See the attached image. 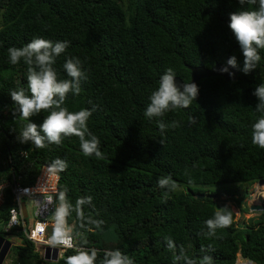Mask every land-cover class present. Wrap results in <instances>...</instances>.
<instances>
[{"label": "trees", "instance_id": "16d2710c", "mask_svg": "<svg viewBox=\"0 0 264 264\" xmlns=\"http://www.w3.org/2000/svg\"><path fill=\"white\" fill-rule=\"evenodd\" d=\"M241 7L238 0H0V182L17 173L22 184H30L42 164L66 161L67 168L58 171L57 197L65 189L73 205L78 198L92 197L94 207L86 205L85 215L103 220V230L80 228L75 213L69 223L82 233L75 242L100 250L101 257L105 248L119 247L135 264H176L165 240L170 237L189 258L209 255L214 264H233L238 250L264 263V213L236 220L231 209L234 202L244 212L239 204L250 185L264 182V149L251 142V126L262 115L255 110L253 92L264 83V50L256 70L247 75L239 70L244 57L228 25L230 14ZM35 38L69 42L54 65L59 79H69L63 69L66 58L81 60L87 78L81 81L80 95L69 94L64 106L72 112L98 106L88 128L100 140L102 159L85 156L76 136L43 149L18 140L29 121L18 112L13 115L17 105L10 92L31 93L28 66L23 61L12 65L8 49ZM231 56L238 63L235 80H197V100L162 118L166 125L179 122V127L162 134L157 119L144 115L168 68L187 82V65L209 68ZM48 114L41 112L31 122L40 125ZM167 176L178 188L166 197L158 180ZM222 184L207 192L215 199L194 197L204 193L196 186ZM8 204L7 197L0 222ZM226 205L233 224L218 229V238H207L205 222ZM4 234L9 233L0 227V236ZM19 236L9 264H65L74 254L68 249L57 260L44 261ZM208 245L212 250L201 251Z\"/></svg>", "mask_w": 264, "mask_h": 264}, {"label": "clouds", "instance_id": "9594fccd", "mask_svg": "<svg viewBox=\"0 0 264 264\" xmlns=\"http://www.w3.org/2000/svg\"><path fill=\"white\" fill-rule=\"evenodd\" d=\"M242 6L241 10L230 14L229 28L231 29L240 49L244 61L241 70L245 75L256 70L261 60L260 50H264V0H238ZM247 6L246 8L244 6ZM69 47L68 41H51L43 38H35L25 46L8 49L10 63L17 65L23 61L28 66L27 84L31 95H26L23 89L10 92L12 101L17 105L13 115L19 113L22 120L29 121L20 131L18 140L21 143L32 142L35 148L43 149L50 144L61 145L63 138L76 136L80 140V147L85 156L103 158L100 150V140L88 128V120L97 111L98 106L93 104L90 109L85 108L79 111H69L64 106L69 94L80 95L81 81L87 78L83 70L82 62L78 57H68L63 64V69L69 79H59L54 67L57 59L66 52ZM238 69L236 56H231L227 64L220 69L222 74L227 73L234 77L235 73L229 69ZM176 74L171 68L161 75L157 88L149 97V104L144 115L152 120L157 119V126L163 134L168 127H179V122L173 121L171 125L163 122L166 113L176 109H188L193 101L199 96V87L195 82L178 83ZM253 95L257 97L258 103L256 112L262 115L252 124L251 142L253 145L264 149V83L256 86ZM89 103H92L89 101ZM41 112L49 114L42 124L37 125L31 122V117ZM191 122L195 123L196 118L192 117ZM67 168V162L56 160L52 169L63 171ZM189 183H192L189 178ZM158 186L175 192L178 184L171 176L161 177ZM59 203L52 210L54 224L52 235L47 243L52 248L72 249L74 254L65 258V264H135L134 260L125 254L119 247L105 248L100 255V250L78 245L75 237L82 236L80 232H74V227L69 223V218L75 213L80 221V228L88 232L94 230L102 231L103 220L94 219L85 215V206L92 205V197L78 198L73 205L67 198V190L59 192ZM229 206L219 207L214 217L205 223L208 231L206 237L218 238L217 230L231 227L233 214ZM49 211V202L41 203V214ZM88 226H94L88 227ZM169 251L174 253V261H184V264H214L213 258L204 255L199 260L189 258L183 249L175 244L170 237H165ZM212 246L201 251H210Z\"/></svg>", "mask_w": 264, "mask_h": 264}, {"label": "built area", "instance_id": "2783aa9c", "mask_svg": "<svg viewBox=\"0 0 264 264\" xmlns=\"http://www.w3.org/2000/svg\"><path fill=\"white\" fill-rule=\"evenodd\" d=\"M21 155H25L22 151ZM58 171L53 170L51 165L42 164L30 184H22V175L11 173L10 178L0 182V207L5 199L9 198V204L6 207V219L0 222V227L5 233H14L26 238L35 251L44 261V249L47 247L50 254L54 248L50 247L47 240L53 232V214L52 210L58 205L57 181ZM249 203L253 205H262L261 210H249L255 217L264 213V182L256 181L248 189L247 197ZM246 197V200H247ZM24 198L31 202V216H28ZM49 202V211L41 214V203ZM234 205V202H232ZM24 209V214L23 210ZM239 215V212H238ZM236 219V217H234ZM237 220V219H236ZM71 224V223H70ZM77 237H75L76 241ZM56 260L68 249L55 248ZM233 264H258L252 259L242 256L237 250ZM264 264V263H262Z\"/></svg>", "mask_w": 264, "mask_h": 264}, {"label": "water", "instance_id": "95a60500", "mask_svg": "<svg viewBox=\"0 0 264 264\" xmlns=\"http://www.w3.org/2000/svg\"><path fill=\"white\" fill-rule=\"evenodd\" d=\"M227 60L228 58L226 57L225 59V63L221 64L218 62L213 63V65L209 68L203 67V66H188L187 68L189 69V80L185 83H190V82H197V80L203 78V77H209V76H220L222 77L224 80H235L236 76L238 74V70L237 69H232L230 68L229 70L235 73L234 77H229L227 73L222 74L221 72L218 71V69H220L221 67L225 66L227 64ZM176 81L178 83H183V81L181 80V78H179L178 76H176ZM261 181V180H260ZM208 197L211 199H215L216 195L213 193H195L194 197L196 198H202V197ZM226 195H223V198H226ZM251 197V195H248L246 202V206L249 210H261L262 209V205H253L251 203H249V198ZM23 214H24V209L22 210ZM11 246V242L9 240H7L6 238H4L3 236H0V264L2 263L4 257L6 256L9 248ZM44 259L46 260H51V261H55L56 260V250L53 249L51 254H50V250L49 248H45L44 249V254H43Z\"/></svg>", "mask_w": 264, "mask_h": 264}, {"label": "rangeland", "instance_id": "374dc122", "mask_svg": "<svg viewBox=\"0 0 264 264\" xmlns=\"http://www.w3.org/2000/svg\"><path fill=\"white\" fill-rule=\"evenodd\" d=\"M225 185L222 184V185H212V186H196L197 189H201V190H204V193H207L209 191H214V190H217L219 188H222L224 187ZM213 193V192H212ZM246 196L243 198V200H241V203L239 204L244 211L246 212H250L249 209L247 208V206L245 205L244 203V199L247 197V194H245ZM220 198H223V196H221ZM24 203L26 205V209H27V212H28V216L30 217L32 212H31V202L27 199V198H24ZM236 212V210H234V213ZM235 217L237 220H240L239 218V215L238 213L235 214ZM4 238H6L7 240H9L11 242V246L6 254V256L4 257L3 261L1 264H9L10 260L12 259L11 258V255H10V250H11V247L14 245V244H18L20 243V239L21 237L14 234V233H9V234H4L3 236Z\"/></svg>", "mask_w": 264, "mask_h": 264}, {"label": "crops", "instance_id": "0c3cea01", "mask_svg": "<svg viewBox=\"0 0 264 264\" xmlns=\"http://www.w3.org/2000/svg\"><path fill=\"white\" fill-rule=\"evenodd\" d=\"M246 198L244 199V203H245V205H246ZM242 208V207H241ZM231 209H232V211L234 212V210H236V212L234 213V214H237L238 212H239V217H242V218H245V219H247V218H255V216H254V214L253 213H251V212H246V211H244V212H241L240 210V207H238L237 205H231Z\"/></svg>", "mask_w": 264, "mask_h": 264}]
</instances>
